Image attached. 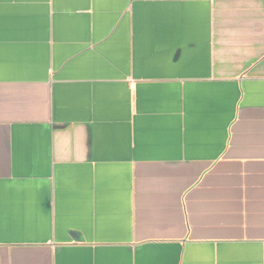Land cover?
I'll return each instance as SVG.
<instances>
[{"label": "crops", "instance_id": "crops-1", "mask_svg": "<svg viewBox=\"0 0 264 264\" xmlns=\"http://www.w3.org/2000/svg\"><path fill=\"white\" fill-rule=\"evenodd\" d=\"M0 264H264V0H0Z\"/></svg>", "mask_w": 264, "mask_h": 264}]
</instances>
